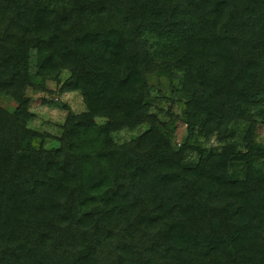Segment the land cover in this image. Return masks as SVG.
I'll return each mask as SVG.
<instances>
[{
    "label": "trees",
    "instance_id": "1",
    "mask_svg": "<svg viewBox=\"0 0 264 264\" xmlns=\"http://www.w3.org/2000/svg\"><path fill=\"white\" fill-rule=\"evenodd\" d=\"M260 128L264 0H0V264H264Z\"/></svg>",
    "mask_w": 264,
    "mask_h": 264
},
{
    "label": "rangeland",
    "instance_id": "2",
    "mask_svg": "<svg viewBox=\"0 0 264 264\" xmlns=\"http://www.w3.org/2000/svg\"><path fill=\"white\" fill-rule=\"evenodd\" d=\"M67 74L64 73L63 77ZM49 88L53 91H57V88L50 84ZM27 96L31 98V108L30 111L34 114V119L32 125L40 130H44L49 133L57 134L59 132V125L63 123L67 112L61 109L49 108L42 104L43 98H50L49 95L44 93H33L31 90L27 92ZM63 104H66L75 113L82 112L84 110V105L82 98L79 93H64L57 98ZM146 130V126H141L135 130H123L116 134L117 138L121 141L131 140L137 138ZM176 140L180 141L182 139V133L179 131L176 134ZM257 145L260 148H264V128L258 130Z\"/></svg>",
    "mask_w": 264,
    "mask_h": 264
}]
</instances>
